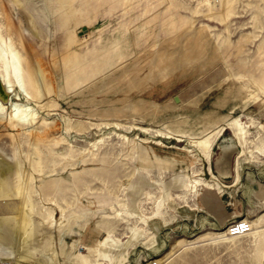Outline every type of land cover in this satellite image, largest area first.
Masks as SVG:
<instances>
[{"label": "rangeland", "instance_id": "obj_1", "mask_svg": "<svg viewBox=\"0 0 264 264\" xmlns=\"http://www.w3.org/2000/svg\"><path fill=\"white\" fill-rule=\"evenodd\" d=\"M7 71L30 114L0 112V220L22 196L38 253L264 264V0H0ZM244 216L255 231L221 237Z\"/></svg>", "mask_w": 264, "mask_h": 264}, {"label": "bare ground", "instance_id": "obj_2", "mask_svg": "<svg viewBox=\"0 0 264 264\" xmlns=\"http://www.w3.org/2000/svg\"><path fill=\"white\" fill-rule=\"evenodd\" d=\"M14 59H15L14 70L18 75V79L20 80L19 85H20V88L22 90V88H23V83L21 82L22 70L17 69L18 67L19 68L21 67V62L16 57V55L14 56ZM1 81L3 82L4 88L7 92V97H3V95L0 91V112L3 109H5L6 106H8L11 108V113L14 116H16L20 119L28 118L29 117L28 115L30 114L27 111L28 109L20 108V106H18L17 102L15 101V99H16L15 98L16 88L12 82L11 74L9 71H7L3 75L0 73V82ZM238 124H240L239 121H238ZM226 141L227 142H225L221 145V148L223 151L228 152L227 157L225 158V160L220 161L219 165L217 166L218 172L223 177H229L232 175V166H231V162H230L229 157H230L231 153L237 148V142H234L232 138H228V139H226ZM197 143L200 144L198 141H197ZM9 170H10V168H9ZM0 171L2 174H6L8 172V170L6 168H4L3 166L0 167ZM238 177H239V175H238ZM205 184H207V183L203 182L200 179H197V180H195V183L192 184L191 186L196 188L197 185H205ZM2 203L6 204L7 206H10L12 209H14V212L8 213L7 215H3V218L0 220V224H3V223H1L2 220L9 221V220L13 219V223H15V225H17L16 226L17 228L11 227L8 230H4V228L0 225V249L5 250V251H9V254H6L7 258L0 259L1 263L2 262L3 263L9 262L10 264H30L29 262H31V264H58L57 263L58 253H56L55 250L47 253L46 255L45 254L42 255L41 253L37 252V246L34 247L31 242L25 241L23 235L26 232V226L28 225L29 220L26 217L25 213L22 211L23 206L25 205V202L22 199V196H21V198L19 197V199L14 198V199L8 200V201L2 200ZM243 219H248L252 222L253 226H252V229L250 231L240 233L237 235H231V234H229V226L230 225H228L225 229L221 230L222 231L220 233L221 237L226 236L227 238L228 237L230 238V237H238V236L247 235V234L251 233L252 230L255 231L256 224L258 221H260L259 220L260 218H250L249 216H244ZM20 223H21V225H20ZM23 227H24V229H23ZM217 231L218 230L210 231L207 234H217ZM112 241L113 240H112V238L109 237V235L103 237L102 242L100 243V246L101 247L102 246H108L110 250L106 251V250L101 249L102 250L101 254H103L104 256L108 255V253L111 251V247L113 245ZM45 242L47 244V241H45ZM43 244H44V241L42 242V245ZM33 255H35V256H33ZM111 264H114V262H112Z\"/></svg>", "mask_w": 264, "mask_h": 264}, {"label": "built area", "instance_id": "obj_3", "mask_svg": "<svg viewBox=\"0 0 264 264\" xmlns=\"http://www.w3.org/2000/svg\"><path fill=\"white\" fill-rule=\"evenodd\" d=\"M252 222L248 219H239L235 222H233L230 226H229V234L231 235H237L240 233H244V232H248L252 229ZM6 254H9V251H5L0 249V258L4 257ZM0 264H10L9 262L7 263H1ZM153 264H158L157 262H154Z\"/></svg>", "mask_w": 264, "mask_h": 264}, {"label": "crops", "instance_id": "obj_4", "mask_svg": "<svg viewBox=\"0 0 264 264\" xmlns=\"http://www.w3.org/2000/svg\"><path fill=\"white\" fill-rule=\"evenodd\" d=\"M95 233H99V234H101L100 235V237H97L94 241H93V243H95L99 238H100V240L102 239V237L105 235V233H106V228L105 227H102V226H96L95 228H93L92 229ZM109 232H111V231H109ZM106 234H108V232L106 233ZM135 240H137V239H135ZM135 240H133V242L135 241ZM92 243V244H93ZM88 244H90V243H88Z\"/></svg>", "mask_w": 264, "mask_h": 264}, {"label": "water", "instance_id": "obj_5", "mask_svg": "<svg viewBox=\"0 0 264 264\" xmlns=\"http://www.w3.org/2000/svg\"><path fill=\"white\" fill-rule=\"evenodd\" d=\"M0 91H1V93H2V95H3V97H7V92H6V90H5V88H4V85H3V82L1 81L0 82ZM5 99V98H4ZM3 99V100H4ZM179 98L178 97H176V100H178Z\"/></svg>", "mask_w": 264, "mask_h": 264}]
</instances>
